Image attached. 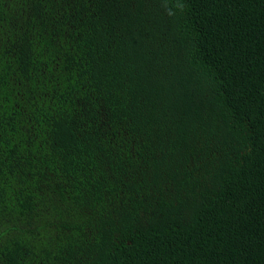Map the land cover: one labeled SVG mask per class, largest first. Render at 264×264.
I'll return each mask as SVG.
<instances>
[{"label":"trees","instance_id":"16d2710c","mask_svg":"<svg viewBox=\"0 0 264 264\" xmlns=\"http://www.w3.org/2000/svg\"><path fill=\"white\" fill-rule=\"evenodd\" d=\"M0 264H264V0H0Z\"/></svg>","mask_w":264,"mask_h":264}]
</instances>
